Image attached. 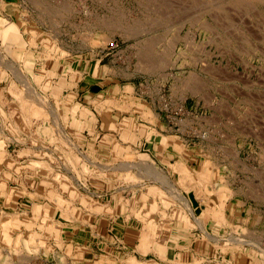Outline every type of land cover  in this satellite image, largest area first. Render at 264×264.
Wrapping results in <instances>:
<instances>
[{
    "label": "rangeland",
    "instance_id": "374dc122",
    "mask_svg": "<svg viewBox=\"0 0 264 264\" xmlns=\"http://www.w3.org/2000/svg\"><path fill=\"white\" fill-rule=\"evenodd\" d=\"M14 1L21 14L10 20V27L19 34L22 53L12 59L21 62L25 57L26 69L13 68L10 82L20 88L18 72L13 71H21L37 98L45 99L48 111L44 118H28L23 112L28 123L20 129L30 137L42 123L44 145L52 147L49 140L64 149L74 148L75 163L86 164L87 182H75L74 193L59 184L62 194L57 193L56 199L35 198L36 204L27 209L11 208L17 205L13 196L24 194L11 188L6 200H0V264H130L132 256L137 264H233L226 263L230 258L234 264H264V0H66V11L55 7L57 0ZM35 29L49 38L41 39ZM83 62L89 72L86 81L103 80L104 86H114L117 96L132 101L128 107L120 106L116 96L108 94L104 98L116 103L99 98L93 102L98 110L114 106L123 111L131 106L132 112L125 115L131 113L134 119L124 118L122 126L138 127L144 135L166 133L167 125L172 133L182 132L180 138L170 135V139L180 151V143L187 147L190 158L181 163L187 171L177 169L180 163L169 173L150 158L137 161L116 139H110V149L101 155L78 147V140L65 129L70 104L62 98L68 96V87L59 93L54 88L62 73L77 65L79 69ZM67 80L69 74L66 85ZM10 91L8 100H15ZM89 116L94 117L86 107V119ZM121 138L129 140L124 131ZM17 148L12 142L8 151L15 154ZM10 161L4 168L17 177L36 168L33 161ZM40 167L43 176L48 173L49 165ZM12 174L4 178L13 179ZM158 180L161 186L156 185ZM152 186L156 192H150ZM0 194L5 195L3 190ZM27 199L33 202L32 195ZM109 200L122 207L114 217ZM228 200L237 210L230 218L225 214ZM220 202L223 221L208 210L219 209ZM33 207L38 211L34 213ZM104 211L107 214H99ZM90 212L111 214L119 222L124 219L139 233L150 232L153 244L166 250L172 228L197 229L200 240L207 244L212 240V248L224 255L223 262L182 252L172 259L156 251V259L148 254L152 250L140 252L136 242L124 244L120 229L115 233L120 241L106 242L99 238L97 218L86 215Z\"/></svg>",
    "mask_w": 264,
    "mask_h": 264
},
{
    "label": "crops",
    "instance_id": "0c3cea01",
    "mask_svg": "<svg viewBox=\"0 0 264 264\" xmlns=\"http://www.w3.org/2000/svg\"><path fill=\"white\" fill-rule=\"evenodd\" d=\"M1 1H3L4 4L0 9V17L6 19L7 23L0 26V148L2 147L1 150L4 151V158L2 160L3 162L0 170V183H2V186L0 185V193L1 190L4 189L5 194L3 198L0 194V200H6V193L12 191V188L14 193H17V191H21L24 194L21 197L13 196L12 200H14L15 198V203L17 205L11 208L14 209L16 207L18 209H27L31 204H36L34 201L35 198H42V196L47 198L49 195H52L53 199H56V197H58L57 193L62 194V192H59V184H65L67 186V192L70 191L74 193L73 189L75 186V182H87V180H85V177L83 176L85 174L84 170H86V164L83 163L81 165L75 163L73 159L74 156L71 154V152L75 150L74 148H72L71 150L64 149L59 146L58 142H49V140L46 141L49 143V145L50 143H52L53 145H50L52 147L44 145L43 138L41 136L42 131L40 129V125L42 123H39V125L37 124L34 132L32 131L33 129L31 130L32 134H30V137H28L26 132H23V130L20 129H23L28 121L26 120L27 118H24L23 111L20 110L21 107L19 105V101L14 97L13 99L15 100H8L7 93L9 94V92L7 90L10 89L9 87H12V83L10 81L13 77L10 71L13 68L18 69L20 68V66L21 68L26 69L25 57L21 62L13 61L14 59H12V57L14 58L16 55H21L18 53L19 51L21 52L22 49H20L21 46L18 45L20 41V38L18 36L19 34H17V30L14 31L11 29L10 24L12 22H10V20L16 21L15 16L20 15L21 11L20 9H18L20 8V5L17 4V1L0 0V2ZM77 68L78 65L76 69H72L71 67H69L65 74L62 73V75L58 77L59 80L55 85L56 88L54 89H56V93H59L62 87H68V93L66 94L68 96L62 98L65 103L70 104V111H68V118L65 122V129L66 133L71 135L72 140L75 141L74 138L78 140L79 148H81L85 152H94L97 155H101L102 152L108 151L110 149V144L112 145V142H109L110 139H116L119 141V143L125 144V148L130 149V151L135 154L137 161L144 162L148 161L150 158L158 166L167 169L169 173L170 169H173L170 167H173L176 163L184 164L187 162L188 158H190L187 155V147L183 146V143H180L179 145L182 146V151H180L181 149L178 150V147L175 146V144L171 142L172 140L170 139V135H174L180 138L178 133L182 134V132H178L177 134L172 133V128L167 125L166 133L149 132L148 134L144 135V133L139 132L138 127L136 129H133L132 127L122 126V121L124 118L134 119V116L131 115V113L129 115H125V113L127 112H132L131 106L128 110L126 109L123 111L114 106H104L98 110L95 107V103L93 102L100 98L101 101L110 100L111 102L116 103V100L114 98H104L108 94H114L116 96V99H118V103L120 106L128 107L127 105H129L132 101H129L127 98H123L122 94L117 96V94L114 93V86L112 85V89H110L111 87L104 86L103 80L94 79L86 81V74H89V72H86V62H83L82 65H79V69ZM93 71H95V69ZM66 74L67 77L69 74L67 85V77H65ZM102 92H104L105 94L99 95ZM10 104H12V108ZM86 107L93 113L94 117L96 118L95 120H93V116H89L86 119ZM56 109L58 110V107ZM144 125L148 127H154L155 129V126L153 124ZM156 127L159 128L158 125ZM12 128L15 129V132H12ZM130 128L133 130H130ZM123 131L125 132V136L129 138L128 142H124V140H122L121 138V136H123ZM12 142H14L18 147L15 151V154H11L8 151V147ZM74 146L75 145L73 144L72 147ZM119 149H121V146ZM62 153L66 154V159L61 158ZM10 159L16 162L33 161L31 165L32 167L36 168L31 171L25 170L21 175L17 177L14 175V173H11V170H7V167H5L6 169L4 168V166H6V162H10ZM40 163H46L47 165H49V171L44 176L42 175V168L40 167L42 165ZM147 164L149 163L147 162ZM8 173L13 175V179L4 178V174ZM26 179H28L29 182ZM157 182H159L160 185H156L161 186L160 180H158ZM13 183H17L18 185L14 186L12 185ZM153 191V187H151L150 192ZM31 195L33 202L27 199V197ZM66 196H68V198L71 197L69 193L68 195L66 194ZM193 199L198 203V205H200V202L196 197H193ZM125 201L130 202V200ZM108 202L110 207L114 209L113 217L115 215H118V209L120 208L121 210L122 208L121 206H119L118 208L119 203H112V201L110 200ZM10 203L12 204V202ZM131 211L133 213L132 208L129 210V213ZM236 211L237 210L234 206V203L231 204L230 200H228L225 209L226 217L230 218L231 213L236 215ZM92 212H90V214L86 213V215H92L93 217L97 218L95 225L100 234L99 238L110 243H112L113 240H116V242L120 241L116 236V232L120 229L118 236H120L119 238H121L123 243L130 245L132 242H136L135 246L140 251L141 233H139V229L137 226L126 222L124 219L120 222L118 220L116 221L115 219L112 220V218H110V216H112L111 214H109L110 216L108 215L106 217L97 215V217L96 215L92 214ZM99 214L107 213L106 211H104ZM214 225L215 224H212V228L214 227ZM206 226L209 225L206 223ZM77 228L78 226L74 227V229ZM113 229L115 230L114 232ZM199 229L203 236L204 231L201 229V227ZM73 230L71 231L74 234ZM217 230L219 232V226H217ZM196 231L197 229L186 231L182 229L172 228L169 233V238L166 242L168 245L167 250L165 247L162 249L157 248V242H155L154 245L152 241L149 250L152 251L147 252H149L148 254L152 255V257L156 259L158 258L155 254L156 251L165 253L166 256L172 259L177 257L178 253L182 252L195 255L196 258H220V262H223L224 255L221 254L219 249L212 248V240H208V244L207 242H203L198 238L199 234H197ZM228 262L233 264L236 263L234 259L231 258L226 263Z\"/></svg>",
    "mask_w": 264,
    "mask_h": 264
},
{
    "label": "bare ground",
    "instance_id": "6f19581e",
    "mask_svg": "<svg viewBox=\"0 0 264 264\" xmlns=\"http://www.w3.org/2000/svg\"><path fill=\"white\" fill-rule=\"evenodd\" d=\"M38 1V0H37ZM45 2V1H44ZM37 3H39V2H37ZM41 3V2H40ZM47 4V3H46ZM55 4H57L55 7L56 8H60L61 9V11H66L67 10V2H66V0H57L56 1V3ZM49 5V4H48ZM50 6V5H49ZM171 6V5H170ZM55 7H54V9H55ZM49 8V7H48ZM52 8V7H51ZM56 10V9H55ZM41 11V10H40ZM58 11V10H57ZM53 12V11H52ZM156 12V11H155ZM50 13V12H49ZM56 13V12H55ZM48 15V14H47ZM41 17V16H40ZM124 17V16H123ZM99 19H101V18H99ZM39 20V19H38ZM102 20H104V19H102ZM139 20V19H138ZM99 21V20H98ZM113 21V20H112ZM116 21H117V19H116ZM103 23H106L105 21H103ZM6 23L3 21V20H0V26H2V25H5ZM98 24V23H97ZM118 25H116V27H117ZM131 26V25H130ZM129 27V26H128ZM136 27V26H135ZM140 30V29H139ZM41 31L40 30H38V29H35L34 30V34H36V35H38L41 39H45V38H49L48 36H43V37H41ZM90 33V32H89ZM1 34V33H0ZM43 34V33H42ZM46 34V33H45ZM88 36V35H87ZM35 43V42H34ZM1 61V60H0ZM6 62V61H5ZM1 63H3V62H1ZM10 64V63H9ZM3 68V67H2ZM7 68V67H6ZM13 70V69H12ZM11 72V71H10ZM13 72H18V77H19V80H20V82H21V84H22V86L19 88V86L17 87V86H15V85H13L12 87H9L10 88V90H11V88H12V92L14 93V96L16 95L17 96V98L16 99H18V101H19V99H20V107H22L21 108V110L23 109V112H24V114L28 117V118H31V116H34V115H36V116H38V117H40V116H47V113H48V111H46V108H45V106L44 105H46V101H45V99H43V98H37L38 97V95H37V93H36V90L34 91V89L32 90V88H31V86H30V84H29V81L27 80V78L25 77V75H23L22 74V72L21 71H13ZM18 81V80H17ZM11 86V85H10ZM26 87V88H25ZM25 88V89H24ZM9 90V89H8ZM7 90V91H8ZM8 91V92H11V91ZM23 90V91H22ZM26 91V93H28L27 95L25 94V91ZM13 93H12V95H13ZM32 96H34L35 97V99H38V101H39V99H41V101L40 102H37ZM40 97H41V95H39ZM19 97V98H18ZM30 97V98H29ZM32 97V98H31ZM29 98V99H28ZM29 100V101H28ZM17 101V102H18ZM35 101V102H34ZM16 104V103H15ZM47 106V105H46ZM52 110V109H51ZM52 114V113H51ZM58 114V113H57ZM35 117V116H34ZM43 117V118H44ZM47 118V117H46ZM55 120V119H54ZM57 120V119H56ZM31 122V121H30ZM58 122V121H57ZM31 124V123H30ZM16 125V124H15ZM30 126V125H29ZM54 131V130H53ZM55 133V132H54ZM61 136V135H60ZM59 137V136H58ZM69 139V138H68ZM65 142V141H64ZM68 142V141H67ZM1 146V145H0ZM2 149V147L0 148V150ZM2 151V150H1ZM0 151V157L1 158H3V156L4 155H2L3 153H4V151H2L1 152ZM129 153V152H128ZM0 161H1V159H0ZM11 162V161H10ZM10 162H9V164H10ZM7 163V162H6ZM12 164V163H11ZM41 164V163H40ZM42 165V164H41ZM15 166V165H14ZM17 169V168H16ZM19 169V168H18ZM177 169H179V171H182V172H185V171H187L185 168H184V166H182L181 165V163L180 164H178V168ZM148 170V169H147ZM149 171H150V169H149ZM201 172V171H200ZM199 172V173H200ZM198 173V172H197ZM206 173V172H205ZM9 174V173H8ZM152 174H153V172H152ZM7 175V174H6ZM184 176L186 175V174H183ZM189 175V174H188ZM183 176V177H184ZM203 177L202 179H204V181H205V178L204 177H207L206 176V174H202V175H200V177ZM163 178V177H162ZM161 178V179H162ZM185 178H187L186 176H185ZM209 178V177H208ZM207 178V179H208ZM162 180H164V179H162ZM183 180H185V179H183ZM21 181V180H20ZM187 181H188V179H187ZM192 181V180H191ZM163 182V181H162ZM189 182V181H188ZM165 184V183H164ZM205 184V183H204ZM0 185L2 186V183H0ZM4 185V184H3ZM170 186H172V185H169V187ZM185 186V185H184ZM153 187V186H152ZM174 187V186H173ZM173 187H171V191H174L173 190ZM156 187H153V192H156V189H155ZM169 189V188H168ZM10 190V189H9ZM12 190V189H11ZM204 190V189H203ZM23 191V190H22ZM73 191V190H72ZM197 191V190H196ZM214 191V190H213ZM3 192H4V189H3ZM10 193H11V191H9ZM8 192V195L10 194ZM176 192V191H175ZM200 192V191H199ZM208 192V191H207ZM211 192V191H210ZM215 194V193H214ZM219 194H220V192H219ZM7 195V196H8ZM176 196V199H179V201L181 200H183L182 199V195L180 194V193H177L176 192V194H175ZM221 195H222V193H221ZM194 196V195H193ZM220 196V195H219ZM218 196V197H219ZM178 197V198H177ZM214 198H216L215 197V195H214ZM214 198L212 199V200H214ZM219 198H221V197H219ZM218 198V199H219ZM62 200V199H61ZM60 200V201H61ZM185 200V199H184ZM59 201V202H60ZM211 202V201H210ZM215 202V201H214ZM213 202V203H214ZM63 203V202H62ZM182 203V202H181ZM216 203H218L217 201H216ZM185 206H186V208L188 209V203H183ZM211 204V203H210ZM224 204V203H223ZM59 205H60V203H59ZM217 205V204H216ZM220 205V206H219ZM221 206H222V202H220L219 204H218V208L219 209H215V208H212V207H208V210L212 213V217L213 218H216V219H218V220H221V221H223V219H222V213H221ZM60 207H61V205H60ZM34 208V207H33ZM190 209V208H189ZM33 210V209H32ZM207 210V209H206ZM207 210V211H208ZM36 211H38V208L37 207H35L34 208V213L36 212ZM190 212V211H189ZM209 212V213H210ZM13 213V212H12ZM38 214V213H37ZM65 214V213H64ZM70 215V214H69ZM62 216V215H61ZM65 216V215H64ZM38 217V216H37ZM66 217V216H65ZM68 217V216H67ZM182 218V217H181ZM180 219V218H179ZM183 219V218H182ZM68 220V219H67ZM198 220V219H197ZM196 220V221H197ZM53 223V222H52ZM196 223H198V222H196ZM198 224H200V223H198ZM199 227H201V226H199ZM73 228V227H72ZM31 232H33V231H31ZM34 235H35V233H34ZM28 236H29V234H28ZM35 236H37V235H35ZM34 237V236H33ZM36 239V238H35ZM153 238H152V234H150L149 232H147V231H142L141 232V235H140V251H142L143 253H145V252H147L148 250H150V247H151V244H152V240ZM215 239V238H214ZM138 247V246H137ZM133 257V256H132ZM130 258V260H128L129 261V263L130 264H137L138 262L136 261V259H134V258ZM129 258V257H128ZM127 259V258H126ZM127 261V260H126ZM126 261H124L125 263H126ZM250 264V263H249Z\"/></svg>",
    "mask_w": 264,
    "mask_h": 264
}]
</instances>
